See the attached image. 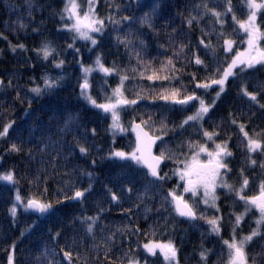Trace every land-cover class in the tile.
<instances>
[{"label":"trees","instance_id":"1","mask_svg":"<svg viewBox=\"0 0 264 264\" xmlns=\"http://www.w3.org/2000/svg\"><path fill=\"white\" fill-rule=\"evenodd\" d=\"M79 1L86 7L87 0ZM200 2L149 0L150 4L157 6L152 13V27L149 28L138 19L144 13L152 12L151 6H144L146 0H97L95 8L100 18H106L109 14L115 20L129 16L135 23L114 25L106 20L104 34L97 37L99 44L93 47L89 42L77 40L75 47L80 51L75 53L74 49L68 48V44L72 43V34L64 30L60 16L65 0H0V81H3L0 86V127L15 121L8 137L0 139V157H3L0 173L14 170L16 176L15 184L0 180V264H8L9 255H13V264H38V259L44 258L45 250L52 248L57 251L70 250L73 264H121L129 250L141 264H167L162 255L152 257L137 247L146 242L143 233L153 230L156 239L171 240L175 244L177 264H205L199 255L202 250H208L206 264H226L227 252L220 236L211 233L204 220L191 222L181 218L164 201L165 190L173 188L178 182L171 177L169 170L175 167L171 161L166 160L161 167L162 174L168 173L171 178L166 183L151 186L147 195L138 198V193L143 194L145 185H149L150 181L143 173L123 168L108 158L109 150L113 147L129 151L134 141L133 133L127 131L116 135L113 145L109 131L110 116L87 104L80 96L78 87L83 75L81 61L84 66L95 67L96 57L101 56L107 67H111L113 62L121 68L136 66L133 53L126 51L124 45L116 41L117 35L123 37L130 33V39L137 45L140 40L144 41L145 46H138L137 50L145 62L150 61L158 68L161 62L171 57L176 68L181 70L178 75L191 89L188 74L195 72L198 78L205 74L200 66L189 62L193 59V53L198 54L210 68L213 66L211 51L199 45L202 36L205 43L211 36L217 51L215 59L224 58L215 35L221 28L215 19L208 15L200 19L199 24L194 22L191 27L187 25L189 14H195L194 5ZM208 2L211 7L223 12L226 0ZM29 3L32 4L31 9ZM232 5L238 19L246 18V0H232ZM116 6L120 8L119 13ZM222 30L240 45L243 33L234 35L238 26L230 15L225 18ZM44 43L56 49L59 53L57 58L65 62L63 68H55L51 57L44 60L37 54L36 49ZM19 44L25 48L17 47ZM181 44L186 48L177 57L174 52ZM48 72L54 73L56 78L63 76L60 87L49 95L37 97L29 89L36 84L42 86L41 77ZM128 74L130 79L125 82V95L132 99L140 92L147 98L141 100L135 110L129 108L121 112L126 129L133 118L139 122L140 115L147 119L151 114L157 128L161 121L167 124L169 131L163 138L173 152L187 154L185 142L189 139L203 142L198 126L186 125L184 129L175 127L191 112L153 98L161 81L131 79L132 73ZM90 79L92 96L98 101H102L103 93L110 92L109 88L104 87L105 79L112 88L118 83L114 75L105 78L99 71L92 72ZM243 80L249 91H259L264 88V68L257 66L256 70H249ZM239 83V80L233 82L230 78L225 93L216 101V107L204 118L203 127L209 131L216 128L220 132V139L230 137L229 148L233 156L227 162L232 170L229 173L231 180L239 181L238 173L243 168L250 179L249 194H253L257 191V182L264 179V171L249 166L241 135L229 121L236 118L245 123L250 134L253 130L264 132V110L239 94ZM176 86L179 87V84ZM213 96L215 92L211 91L205 99L211 101ZM260 103L264 104V99H260ZM91 129L96 130L94 136ZM77 141L89 149L87 155L79 154L75 148ZM12 143L17 144L21 151L8 152ZM209 146H212L211 143ZM159 149L160 143L156 147L157 154ZM254 158L260 162L259 157ZM86 173H91V177ZM89 184L91 191L85 194L83 202L66 201L62 196L60 202H56L58 193H67L71 188L85 189ZM44 187L48 189L44 198L51 200L58 209L54 214L41 216L26 211L24 204L15 199L18 190L26 203L28 197L43 191ZM128 187L133 188L131 194L121 191ZM108 189L120 197L119 202L110 200ZM14 205L17 208L15 215L10 211ZM101 209L103 213L94 233H88L87 225L82 222L84 217L95 216ZM243 210L242 203L234 195L225 197L224 194L220 197V213L208 209L207 215H222L221 236L228 239L235 219L232 213L239 214ZM248 216L237 229L240 235H246L254 228L251 223L254 220L250 219L253 215ZM125 226H138L142 234L137 236L131 232H121L120 229ZM57 233L60 234L58 242ZM109 236H112L111 243L107 242ZM105 243L110 249L107 258ZM246 250L250 257L255 256L256 264H264V239L255 237Z\"/></svg>","mask_w":264,"mask_h":264},{"label":"snow or ice","instance_id":"2","mask_svg":"<svg viewBox=\"0 0 264 264\" xmlns=\"http://www.w3.org/2000/svg\"><path fill=\"white\" fill-rule=\"evenodd\" d=\"M96 3L97 0H87L86 7H82L79 0H66L65 2L60 16L63 21L64 30L72 34V43L68 44V48L74 49L75 53H79L80 51L79 48L75 47L77 40L90 42L93 47L99 44L95 36H102L104 34L106 20L109 24L114 25L125 22L129 25L135 23V20L129 16H122L119 20H115L109 14L106 18H100L96 13ZM144 6H151L152 12H146L138 19L142 25L151 28L152 13L155 12L157 6L154 3L150 4L149 0H146ZM28 7L31 9L32 4L29 3ZM223 8V12L218 11L216 7L210 6L208 0H201L200 3L194 5L193 11L195 14L190 13L187 18L186 22L189 27L194 22L199 24L200 19L204 16L210 15L215 19L221 28V31L215 32V35L219 41V47L224 53L223 59H215L217 51L216 46L211 42V36H208L207 43H205L203 36L199 39V45L205 50L211 51L213 66L210 68L198 54L193 53V59L189 62L193 63L194 66H200L205 74L200 78H198L195 72L188 74L189 82L192 85L191 89L188 85L184 84L178 75L181 70L176 68L171 57L161 62L158 68L154 67L150 61L145 62L137 50L138 46H145L144 41L140 40L139 45H137L133 39H130L132 35L130 33H126L123 37L117 35L116 41L118 44H123L126 51L133 53L136 59V66L121 68L113 62L111 67H107L103 63L101 56L96 57L94 62L95 67L84 66L83 61H81L80 66L83 75L80 81H78V87L80 89V96L87 104L110 116L109 131L112 133L113 145H115L116 135L127 131L134 133L135 138L129 151L117 150L113 147L109 150L108 158L123 168H131L135 172L143 173L144 177L150 181L149 185H145L144 193H138V198L142 199L144 195H147L151 186L166 183L168 179L175 177L178 182L173 188L166 189L164 195V201L172 207L173 211L179 216L186 217L192 221L204 220L210 232L220 236L227 252L226 264H256L255 256L250 257L246 249L254 237L264 239V234L261 231L264 229V179L257 182V191L255 193L247 194L246 190L249 188L250 179L245 175L244 169L241 168L238 173L239 186L230 184L228 179L229 173L232 170L229 168L227 162L228 158L233 156L229 148L230 137L228 139H220V132L216 128L209 131L203 127V123L204 118L216 107V101L221 97V94L225 93L230 78L233 82L240 81L237 87L242 97L247 98L250 103H255L260 109L264 110V104L260 103V99H264V88L259 91H249L247 83L243 80L244 75L249 70H256L257 66L264 68V28L258 23V20L264 21V0H246V18L244 19L237 18L232 0H226ZM116 11L119 13V6H116ZM229 15L238 26V31H234V35H239L240 32L243 33L240 36V45L242 47L237 45L236 39L231 38L222 30L225 18ZM17 47L21 49L25 48L23 44H19ZM185 48L186 45L181 44L176 52H174V55L179 57ZM89 50L91 51V49ZM13 51H15V48H13ZM36 52L44 60H48L51 57L55 68H63L64 60L57 58L59 53L50 44H42L40 48L36 49ZM94 71L103 73L105 78L114 75L118 80L116 87L112 88L111 85L107 84V80L105 79L104 87L109 88L110 92L103 93L102 101H98L92 96L90 77ZM129 72L132 73L131 79H146L152 82L161 81L158 90L154 92L153 98L164 101L172 106H179L185 112H191L190 115L185 116L180 124L175 127L184 129L186 125L189 127L198 126L203 142L189 139L185 142L187 154L184 152H180L179 154L173 152L167 147V141L163 138L169 131L167 124L161 121L160 127L157 128L151 114H148L147 119L144 118V115H140L139 122H136V119L133 118V120L129 121L128 128L126 129L121 119V112L129 108L135 110L139 102L147 98L146 95H141L140 92H137L132 99H129L125 95V82L130 79ZM62 79L63 76L53 78L46 74L41 77L42 86L41 84H36L29 91L37 97L49 95L60 87ZM164 82H167V84ZM177 83L179 87L176 86ZM2 85L3 81H0V86ZM9 85H11V81H9ZM214 85L216 88H213ZM149 87L151 88L152 86L150 85ZM211 91L215 92V96L211 98V101H208L205 97ZM30 104L31 102L29 101ZM229 122L235 126L241 135V142L244 146L249 166L252 169L259 167L264 171V132L253 130L250 134L247 125L236 118H232ZM14 123L15 121H10L0 127V139L8 137L9 130L13 128ZM65 127L67 128V123ZM95 132V129H91L93 136ZM217 140H220V142L218 143ZM158 141L160 149L157 154L154 148L157 146ZM209 143L212 145L211 148L209 147ZM75 148L78 149L81 155H87L89 152V149L79 141H77ZM20 151L21 148L15 143H12L8 149V152L14 153ZM254 157H259L260 162L258 163ZM2 160L3 157H0V161ZM166 160L171 161L175 165L174 168L169 170L171 177L168 173L162 174L161 172V165ZM92 163L94 165L95 160ZM86 175L91 177V173H86ZM0 180L15 184L16 176L14 170L0 173ZM218 189H224L228 193L234 194L236 200L241 202L244 207L243 212L239 214L232 213L235 219L228 239H223L221 236L222 215H207L208 209L214 210L215 213H220ZM47 191V187H44L43 191H38L36 194L28 197L25 203L17 190L15 199L17 202L24 204L26 211L32 210L41 216L51 215L58 211V209L51 200L44 198V194ZM90 191L91 184L85 189L71 188L67 193H58L56 202H60V196L66 201L83 202L86 198L85 194ZM121 191L125 194H131L133 188H122ZM108 195L111 201L119 202L120 197L111 189H108ZM186 196L188 197L187 199ZM201 208L202 210H199ZM253 209L258 212V217L254 221L255 228L250 229L246 235H240L237 229L241 227L245 216ZM10 211L15 215L17 211L16 206L14 205ZM102 213L103 209L95 216L84 217L82 222L87 225L88 233H94ZM120 231L131 232L137 236L142 234L138 226H125ZM143 235L146 242L138 244L137 247L142 248L152 257L158 254L162 255L163 260L167 264H177V248L171 240L156 239L154 230L151 233H143ZM59 236L60 234L57 233L56 242H58ZM107 242H112V236L107 238ZM12 248L14 252L15 245ZM104 251L107 258V253L110 251L107 243L104 244ZM207 253L208 250H202L199 254L205 264ZM49 254L51 259H49ZM76 258L77 260L79 259L78 254ZM125 261L126 264H141L139 259L130 254V250L125 253L121 264H125ZM8 264H13V255H9ZM38 264H73V253L70 250L64 249H60L59 251L56 248L46 249L44 258L42 260L38 259Z\"/></svg>","mask_w":264,"mask_h":264},{"label":"rangeland","instance_id":"3","mask_svg":"<svg viewBox=\"0 0 264 264\" xmlns=\"http://www.w3.org/2000/svg\"><path fill=\"white\" fill-rule=\"evenodd\" d=\"M65 2H66V0H65ZM79 3L81 4L80 1H79ZM82 7H83V6H82ZM258 23H260L262 26H264V21L258 20ZM263 28H264V27H263ZM97 37H98V35L95 36L96 39H97ZM89 43H90V42H89ZM90 44H91V43H90ZM47 75H49V76H51V77H53V78H56L55 75H54V73H52V72H48ZM57 76H60V75H57ZM217 142L219 143L220 141L217 140ZM209 147L211 148L212 146H209ZM231 179H232V177L229 175L228 182H229L230 184H233V185H235V186L238 187V186H239V181L234 182L235 180L233 179V181H232ZM249 190H250V188H248V189L246 190L247 194H249ZM217 192H218V195H219V194H220V195H224V194H225V197L230 196V195H234V194L228 193V192H227L226 190H224V189H218ZM219 207H220V204H219ZM248 215H253V216L250 217V219L255 221V219L258 217V212H256V211L253 209L251 212H249ZM248 215L245 216V218L249 217ZM245 218H244V219H245ZM254 221H251V223L254 224V228H255V223H254ZM261 231L263 232V229H262ZM254 238H255V237H254ZM254 238H253V239H254ZM250 243H251V242H250ZM250 243H249V244H250Z\"/></svg>","mask_w":264,"mask_h":264},{"label":"water","instance_id":"4","mask_svg":"<svg viewBox=\"0 0 264 264\" xmlns=\"http://www.w3.org/2000/svg\"><path fill=\"white\" fill-rule=\"evenodd\" d=\"M133 135H134V133H133ZM135 138V137H134ZM158 143H159V141L157 142V145H158ZM157 147V146H156ZM156 147L154 148V151L156 152ZM163 165V164H162ZM161 165V166H162ZM29 211H31V212H34V211H32V210H29ZM181 217V216H180ZM182 218H186V217H182ZM186 219H188V218H186Z\"/></svg>","mask_w":264,"mask_h":264},{"label":"bare ground","instance_id":"5","mask_svg":"<svg viewBox=\"0 0 264 264\" xmlns=\"http://www.w3.org/2000/svg\"><path fill=\"white\" fill-rule=\"evenodd\" d=\"M221 196H222V195L219 194V197H221ZM187 220H189V219H187ZM190 221H191V222H194V221H192V220H190Z\"/></svg>","mask_w":264,"mask_h":264},{"label":"flooded vegetation","instance_id":"6","mask_svg":"<svg viewBox=\"0 0 264 264\" xmlns=\"http://www.w3.org/2000/svg\"><path fill=\"white\" fill-rule=\"evenodd\" d=\"M219 204H220V200H219V202H218Z\"/></svg>","mask_w":264,"mask_h":264}]
</instances>
